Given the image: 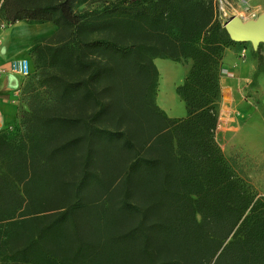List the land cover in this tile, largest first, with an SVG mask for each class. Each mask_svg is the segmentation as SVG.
Returning <instances> with one entry per match:
<instances>
[{"label": "trees", "instance_id": "1", "mask_svg": "<svg viewBox=\"0 0 264 264\" xmlns=\"http://www.w3.org/2000/svg\"><path fill=\"white\" fill-rule=\"evenodd\" d=\"M23 1L1 0L4 19L65 33L49 57L80 77L48 81L61 109L80 110L0 130V264H264V196L215 139L222 50L235 42L217 1L112 0L79 12L78 0ZM154 57L192 60L176 87L186 116L156 105ZM106 217L121 237L105 246L93 240Z\"/></svg>", "mask_w": 264, "mask_h": 264}, {"label": "crops", "instance_id": "2", "mask_svg": "<svg viewBox=\"0 0 264 264\" xmlns=\"http://www.w3.org/2000/svg\"><path fill=\"white\" fill-rule=\"evenodd\" d=\"M216 1L218 16L236 15L249 19L264 12V0ZM82 10L75 9L77 12ZM57 29L51 21L0 22V68L3 69L0 74V130L17 121L21 83L28 77L12 72L9 63L25 59L30 68L29 52L35 40L54 35ZM152 61L157 70L156 105L167 117L186 116L185 102L177 94L176 87L188 75L192 60L154 57ZM218 83L220 96L215 139L235 173L258 195L264 196V43H259L256 48L251 43L236 41L225 46ZM246 89L250 91L248 97L243 95ZM172 101L182 105L181 112L174 113ZM247 103L251 107L245 112L243 104Z\"/></svg>", "mask_w": 264, "mask_h": 264}, {"label": "rangeland", "instance_id": "3", "mask_svg": "<svg viewBox=\"0 0 264 264\" xmlns=\"http://www.w3.org/2000/svg\"><path fill=\"white\" fill-rule=\"evenodd\" d=\"M45 1L47 0H24L23 3L27 5H32L35 3H45ZM50 1H56V0H50ZM108 1H112V0H78L74 5V9L77 10V8H80V10H82V9H86V7H88L89 9L100 8L102 5H104ZM0 3H1V0H0ZM227 17H228L227 15L224 17L219 16V20L222 25ZM243 20H246V19H243ZM3 21H5L4 14H3V11L0 10V22H3ZM64 34L65 33L62 31H57L54 35H51L45 38L36 39L35 42L33 43L34 47H37V49L35 48V51L32 52L31 51L33 47L32 45L30 52H29L30 63H31L30 68H29L30 73L28 77H26L21 83V104L19 105L17 121L11 124L10 126L6 127V129L12 135L20 134L22 132L27 131L28 125L32 123L31 115L34 116V114L36 113L40 115L42 114L43 116L58 115V114H63V113L64 114L65 113L77 114V112L80 110V109L72 108V107L68 109H61L63 107H59L57 105V102L53 99L54 91L52 89V86L49 85V81H48V78L53 74L59 75L61 77H64L70 80H74L80 77L79 73L70 71L69 69L60 65L59 62H57V59H54V57L52 58L49 57L48 53L49 52L53 53V48L60 45L62 41H65L66 36ZM103 35H107V34H105L103 31L98 32V33L97 32H86L82 34V37L84 39H91V38H95V37H99ZM127 39L131 40L129 37H127ZM95 56L96 58H99L101 62L104 61L103 55L96 54ZM117 77H121L120 70H118ZM249 94H250V91H247V89H246V92L243 93L244 97H248ZM243 101L246 102V100H243ZM175 102L176 101L171 102V104L174 105V108H175L174 113H179L182 110V105L177 104V102L176 103ZM243 105H244L243 111L245 112L248 111L251 107L248 103L247 105L245 104ZM239 117L242 118L243 116H239ZM228 165L230 166L229 163ZM110 181L111 183H113L112 180ZM104 205L107 206L108 209H111L113 206V204L110 202H106L104 203ZM46 206L48 208H51V210H54L56 207L59 206V201L58 199L53 198L49 202L46 203ZM47 213H48L47 216L54 214L52 213V211H49ZM96 232L99 235H98V238L96 235L97 239L93 241L101 240L100 241L101 245L105 243V246H106L109 242L113 240V238H117V239L119 238L115 235H112L115 232H118V236L121 237V224L118 222H115L111 218L106 217L105 220L103 219V224L101 228L99 230H96ZM89 236H91V239H93L94 232L91 233ZM62 254H66V250L63 249ZM65 257H67V255H65ZM41 262L45 264L46 263L49 264L48 262L44 260Z\"/></svg>", "mask_w": 264, "mask_h": 264}, {"label": "water", "instance_id": "4", "mask_svg": "<svg viewBox=\"0 0 264 264\" xmlns=\"http://www.w3.org/2000/svg\"><path fill=\"white\" fill-rule=\"evenodd\" d=\"M222 26L232 41L250 42L253 48L259 43H264V12L246 20L231 15L225 19Z\"/></svg>", "mask_w": 264, "mask_h": 264}, {"label": "built area", "instance_id": "5", "mask_svg": "<svg viewBox=\"0 0 264 264\" xmlns=\"http://www.w3.org/2000/svg\"><path fill=\"white\" fill-rule=\"evenodd\" d=\"M9 69L19 75L27 76L30 73L29 63L27 60H12L9 63ZM3 72V69L0 68V74Z\"/></svg>", "mask_w": 264, "mask_h": 264}]
</instances>
